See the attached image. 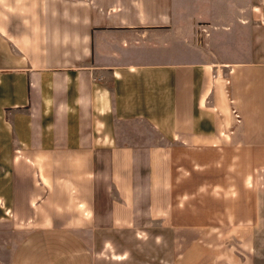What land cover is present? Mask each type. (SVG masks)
Here are the masks:
<instances>
[{"label": "crops", "instance_id": "crops-1", "mask_svg": "<svg viewBox=\"0 0 264 264\" xmlns=\"http://www.w3.org/2000/svg\"><path fill=\"white\" fill-rule=\"evenodd\" d=\"M191 2L0 0V264H98L111 239L254 254L264 0L205 24L214 54L176 19Z\"/></svg>", "mask_w": 264, "mask_h": 264}, {"label": "rangeland", "instance_id": "rangeland-1", "mask_svg": "<svg viewBox=\"0 0 264 264\" xmlns=\"http://www.w3.org/2000/svg\"><path fill=\"white\" fill-rule=\"evenodd\" d=\"M191 13L190 15L177 16L176 19L179 23H189L186 32L194 34L199 43H204L206 40L210 41V53L214 54L218 51L215 48L214 42L217 37L211 32L206 35L204 26L206 23H215L220 25L221 19H229L230 14L233 12L231 3L234 0H191ZM243 0H239L241 3ZM200 13V17L194 16V13ZM224 21V20H223ZM186 28V26H185ZM203 28V29H202ZM221 37H219L220 39ZM223 44H229L230 37L227 36L221 39ZM22 226H32L35 223L26 222ZM110 247L103 248L101 241L95 243L97 263L98 264H139L136 263L135 258L142 261V264H166L168 258V251L170 248V240L162 239L155 240L151 238H144L139 240L129 239H111ZM213 242L212 247L204 249L198 241L192 245L190 249L191 263L186 264H199L200 257H203L204 263L200 264H264V239L255 240L254 254H246V249L241 248L240 243L235 239H214L208 240ZM139 245L135 247L134 243ZM142 244V245H141ZM241 248V249H240ZM243 250L244 256L238 255V251ZM122 253V254H121ZM206 254V255H205ZM124 255L123 259H119ZM208 261L205 263V260ZM177 264H179L177 262Z\"/></svg>", "mask_w": 264, "mask_h": 264}]
</instances>
